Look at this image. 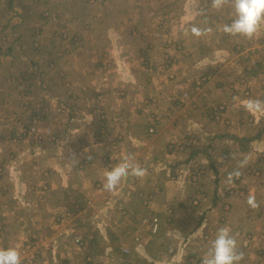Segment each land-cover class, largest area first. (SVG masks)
<instances>
[{"label": "crops", "instance_id": "1", "mask_svg": "<svg viewBox=\"0 0 264 264\" xmlns=\"http://www.w3.org/2000/svg\"><path fill=\"white\" fill-rule=\"evenodd\" d=\"M169 7L172 6H166L162 12L165 17H160H171ZM185 7L186 4L179 12L182 15H185ZM103 16L107 15L104 13ZM130 16L125 15L126 18ZM130 18L128 23L138 27L141 20H136L134 15ZM196 18L194 16L187 21L193 23ZM91 19L90 13L84 12L83 3L80 22L83 25L91 21L93 25ZM147 24L143 23L139 26L140 29H136L142 41L145 39L142 34L146 35L153 30L152 36L146 42L136 40L137 37L130 36L129 32L126 35L119 26L122 31L116 30L118 39L114 41L108 34L102 37L92 35L87 41L74 46L76 57L80 59L62 61L56 60L60 56L53 57L50 65L57 64L60 70L58 75L51 77L49 86L46 85L45 79L48 78L45 75H40L37 79H30L28 75H10L4 64L11 65L12 62L6 61V56L3 59L0 57V92L4 93L10 87L1 102L3 112L9 113L5 118L6 129L14 128L15 131L20 127L21 123L15 126L12 122L16 118L12 119V114L16 112L15 103L16 106L19 105L18 117L22 116L18 122L30 115L31 109L26 112L21 104L24 92L28 89L30 97L45 104L47 111L43 117L47 123L41 128L51 130V135L40 144L29 146L25 142H18L19 145L25 143L30 147L27 150L30 161L27 172H23V168L22 171L11 170L8 160L0 163V249L15 248L20 252L30 246L41 251L32 257H21L22 264H52L55 258L61 264H69L70 257L80 255H84L87 260L114 258L118 261L117 264L130 258L144 260L147 264L169 263L163 261L167 252L161 251L157 255L154 252L158 253V250H152V247L160 246L158 241L161 235L149 236L139 229L144 216L157 217L160 221L171 218L172 221L167 219L162 225L165 226L170 221L173 225L160 232L165 233V243H162L166 247L170 242L177 245L178 264L185 262L182 256L191 264H202L221 227L231 230L237 240L238 249L244 253L239 264H264V239L256 228V225H264V194L260 197L247 187L244 190V199L239 200L236 194L231 197L233 202L236 199L230 205L233 217H224L225 212L221 209L228 197L229 187L233 186L230 184L239 185L240 181L237 179L245 178V171L251 170L245 165L249 161L240 160L241 155L246 152L248 158H251L250 154L255 151L249 147L254 144L264 149V123L260 121L258 126H255L256 123L252 126L245 118L238 117L240 120L236 124L229 118L231 121L226 120L225 123L214 121L215 127L206 129L204 121L191 118L189 101L181 104L170 101V98L174 99L175 92L181 91L184 84L180 81L187 73L199 69L198 72L209 74L207 72L211 70L214 78L224 69L229 75L225 68L232 62L230 63V58L220 60L218 56L215 59L213 56L195 58V51L206 50L214 55L222 49L216 43H189L185 24L177 28V31L168 26L166 32L156 30L155 27L144 29ZM92 28L94 30L95 27ZM92 30L88 33L96 34L99 29ZM158 35L163 40H158ZM11 49L10 47L6 53H10ZM156 50L160 54H151L156 53ZM162 53L178 56L177 62L169 61L168 69L162 67ZM187 61L191 63L190 68H184ZM33 62L34 65L37 64L36 61ZM43 63L48 65L47 61ZM262 64L259 63L246 74L252 79L257 77L259 82L262 81L264 73L259 70L263 68ZM80 66L82 68L78 69ZM72 74L75 75L70 76ZM104 75L109 79L107 82L102 80ZM170 75L174 77V81L170 80ZM229 76L227 81L232 80ZM192 88L191 91L196 90ZM19 89L22 91L19 92ZM103 92H106L108 99L101 103L98 95ZM198 95V92H190L192 100L196 101ZM62 107L65 110L58 112ZM225 109L229 113L228 108ZM244 110L254 112L249 108ZM263 113L260 111L258 114L261 116ZM175 116L178 118L172 123ZM9 123H12L11 127ZM182 124L185 129L188 128L187 131L190 130L189 133L183 130ZM245 125L252 126L256 134L250 135L251 129L246 130ZM150 129L154 130L153 134L149 133ZM232 129L243 132V135L232 136ZM182 138H187L190 141L187 144L190 145H182L180 151L170 150L169 147L179 149L183 143ZM4 141L11 146L16 141L14 134L7 135ZM204 141L209 142L206 149L201 150L200 144ZM238 144L243 148L240 149ZM14 149L16 150V146ZM126 155H130L133 164L146 169V175L135 178L130 174L120 181L121 185H125L124 189L118 190L116 187L114 190H107L104 187L106 173L120 164ZM14 156L12 153L10 157ZM256 156L259 157L255 160L256 163L264 160V155ZM232 161H235V165L230 166ZM198 172L202 173V177L207 174L208 179L210 174L213 175V191H208L206 181H200V177L194 178ZM236 172L239 175L230 178L229 174ZM170 175H174V185L169 180ZM254 175L255 173L249 174ZM24 177V182L28 184L33 181L45 183L43 187H32L38 193L45 192L39 197L42 201L29 196L31 192L27 187H21L19 193L14 194L13 179L22 180ZM133 178L139 180L137 185H133ZM129 184L134 188L128 187ZM221 190L224 194L220 196ZM111 194H116L114 204L108 202ZM207 194L212 195L211 202H208ZM250 196L255 197L258 207L248 205ZM203 201L208 203L204 204ZM124 209L128 211L127 216L120 217L121 214L117 211ZM71 210L73 211L69 213L74 215V219L66 223L73 227L74 233L79 231L85 246L82 250L71 241L73 231L65 235L61 233L62 237L58 235L59 225L56 218ZM247 216H251L253 228L247 224ZM62 220L61 223H64V219ZM123 226H128V236L127 233L123 235ZM185 230L187 231L183 232ZM246 234L251 237L253 249L246 250L244 247ZM55 235L57 238H53ZM136 236L140 237V244L134 242ZM184 247L187 252L183 251ZM174 254L175 252H171L166 255ZM29 258L38 259L32 263Z\"/></svg>", "mask_w": 264, "mask_h": 264}, {"label": "rangeland", "instance_id": "2", "mask_svg": "<svg viewBox=\"0 0 264 264\" xmlns=\"http://www.w3.org/2000/svg\"><path fill=\"white\" fill-rule=\"evenodd\" d=\"M81 2V3H79ZM84 3V12L90 13V16L92 17L93 25H91V21L85 24H81L80 17L82 14V5ZM186 4L184 13L182 15L183 5ZM169 7V14L171 17L164 18L163 10L165 7ZM196 12V13H195ZM104 13L107 15L104 17ZM197 14V15H196ZM125 15H134L136 20H141L139 23V26L143 23H148L147 25H144L147 29L151 27V29L156 30H163L167 31L168 26H171L173 31H177V28L182 27L185 24V27L187 29L186 36L189 43H195L202 41V43H210V45H214L215 43L218 45V47H221L222 50H219V52H215L214 55L206 50L203 51H195L194 57L197 58L200 57H210L213 56L215 59V56H218L220 60H226L230 58V63L225 69L229 71V75L225 72L223 69L220 75L218 74L216 77L213 78L214 73L212 74L210 72H207L209 74H206L204 72H198L199 69H197L196 72L187 73L186 76L182 79L183 87L180 88L181 91H186L188 94L187 96H183L181 91L175 92L174 99L170 98V101L177 102L178 104L186 103L189 101L190 104H188L189 110H191L190 115L191 118H194L196 120H202L205 123V128L209 129L214 128L215 126L214 121H217V123H225L226 120L231 121L233 120L234 124L238 123L240 119L245 118L246 122L248 124L250 123L252 126H258L259 122L264 120V109L260 110L263 114L261 116L258 114L260 111H254V112H246L244 109L248 108V102L252 100L256 101H264V98L262 99V94H264V79L259 82L258 78L255 77L252 79L251 76L246 74L248 71H251L255 69L256 63H260L263 65L262 69H259L261 73H264V23L260 25V29L256 35H254L251 39H247L241 36H233L229 34H225L223 32V25L226 23H230L233 19H235V13L232 5L226 4L222 9L216 10L211 5V0H0V57H4L9 62H12L11 65L7 63L6 70L11 75H16L23 77L25 75H28L30 79H37L40 75H45L48 79H45L46 85L49 86L51 84V77H55V75H58L60 70L56 65H50V61H52L57 56H60L56 60H62L67 61V59H76L80 57H76L74 46L77 47L79 43L82 41H87L89 37L92 35L96 37V35H100L101 37L103 35H110V39L114 41V39H118L116 30L123 31L126 35L137 37L136 40L141 39L140 33L137 28L140 29V27L136 26L135 24H130V17L126 18ZM163 15L164 17H160ZM98 16V18H97ZM181 16V17H179ZM182 16L186 17L187 19H184ZM196 17V20L191 23L187 20H190L193 17ZM83 17V15H82ZM127 20V21H126ZM101 21L103 22L101 24ZM95 24V25H94ZM162 24H167L163 26ZM92 26H94V30H97L96 34H90L88 31L92 30ZM116 26V27H115ZM121 26V27H119ZM193 26L199 27L201 29H205L208 27L212 28V32L206 33L205 35H202L200 37H196L191 33V28ZM135 28V29H134ZM142 29V28H141ZM92 30V32L94 31ZM153 30L151 32H148L146 35L142 36L145 38L144 41L146 42L148 38L152 36ZM174 34H172V37ZM158 40H163L162 36H157ZM142 41V42H144ZM162 43V42H161ZM160 43V44H161ZM11 49L10 53H6L9 48ZM145 47V44H144ZM55 50V51H54ZM59 51V52H58ZM71 54V55H70ZM153 55H158L160 52L156 50V53H151ZM162 63L161 66L164 68H167L169 65V61L178 60V56L175 55H169L168 53H162ZM72 57V58H71ZM14 60V61H12ZM36 61V65L33 62ZM47 61L48 65H44L43 62ZM53 62V61H52ZM174 62V61H173ZM257 64V65H258ZM4 67V68H5ZM191 63L186 62L184 65V68H190ZM2 68V67H1ZM82 68L81 66L78 67V69ZM169 68V67H168ZM167 68V69H168ZM246 70V71H245ZM224 71V72H223ZM206 72V71H205ZM245 72V73H244ZM80 76V72H77ZM75 74H72L70 76H73ZM264 75V74H263ZM229 76L231 81H227V77ZM205 80L202 82V79ZM213 78V79H212ZM105 80L107 82L108 77L105 75L102 77V80ZM189 79H196L200 82L199 85L196 84V81H192ZM103 80V81H104ZM171 80V79H170ZM189 80V81H188ZM174 81V79H173ZM256 83V84H255ZM72 86V84H71ZM52 87V86H51ZM196 89L195 91L193 88ZM10 88V87H9ZM6 90L4 93L0 92V163L2 161H9L10 162V169L11 170H19L22 171V168L24 169L23 172H27V167H30V161H28L29 152L27 151L30 149L25 142L24 144H18L20 140L14 141L10 144L7 141H4L5 137L7 135L12 136L15 133H18L19 128L15 129L12 128L11 130H7L5 126V118H7L8 114L7 112H3L1 108V102L4 100L3 95L6 97V94L9 91ZM5 90V88H2ZM23 89V88H22ZM22 89H19V92L22 91ZM74 89V88H73ZM107 91V90H106ZM190 92H198V99L192 100V97H190ZM231 92H234V94H231ZM254 94V95H251ZM110 95V93H109ZM99 102L103 103L106 99H108L106 92L101 93L98 95ZM156 101V99H155ZM160 99L158 100V102ZM172 101V102H173ZM40 101H37L34 99H21V104L24 105V108L26 109V112L31 109L33 111H40ZM39 104V105H38ZM194 105V106H193ZM16 114H12V122H14V125L17 126L19 118V105L16 106ZM228 108V112H226L225 108ZM42 108L44 109V112H46L45 104L42 103ZM63 110L64 107H62ZM48 109V108H47ZM30 112V111H29ZM30 114V113H29ZM229 114V115H228ZM26 115V114H24ZM23 115V116H24ZM29 116V115H28ZM227 117V118H226ZM240 117V119L238 118ZM29 118V117H28ZM178 116H175L174 120L171 122L173 123L176 121ZM230 118V119H229ZM24 119H27L24 118ZM22 119V120H24ZM10 120V119H7ZM161 120H159L160 122ZM163 121V120H162ZM47 122L44 121V117L41 121V126H45ZM12 123H9V126L11 127ZM252 126L245 125V128L251 129L249 131L250 135L256 134V130L252 129ZM184 131H187L185 129L184 124L181 125ZM242 128V127H240ZM42 129V128H41ZM44 129V130H43ZM42 133L45 135V131L49 130V133H47L43 141L46 137H49L51 135V130L49 128L45 129L43 127ZM14 131V132H13ZM190 131V130H189ZM187 131V133H189ZM230 132L232 136H237V134H242L243 132L236 130H231ZM13 133V134H12ZM154 130L152 133L153 134ZM233 133H236L235 135ZM190 134H193V132H190ZM3 137V140H2ZM183 143H181L179 149L174 147H169L170 150L174 152V150L180 151L182 145H186L190 141L187 138L181 139ZM23 142V141H22ZM209 141H204L200 145V149L204 150L206 149ZM192 143V142H191ZM14 144V145H13ZM18 144V145H16ZM29 145V144H28ZM190 145V144H187ZM16 146V150L14 147ZM31 146V145H29ZM33 147V146H32ZM238 147L242 149L243 147L241 144H238ZM249 149L255 151L254 154H250L251 158H248L247 153H243L241 155V159L244 161H249L250 164H245L247 168L251 169L250 172L247 170L245 171V178L237 179V181H240L239 185L236 184H230L233 186H230L227 194V199L223 202L221 205L222 212H225L224 217H233L232 211H230V205H232L233 199L231 198L234 194H236V197L240 199H244L246 197V193H244L245 188H250V191L252 193L258 194L260 197H263L262 194H264V160L261 161V163H256L255 160L258 159L256 155H264V149L262 147H259V145H252L249 147ZM12 151V152H10ZM236 151V150H235ZM258 151V152H257ZM12 153L15 154L13 158L10 156ZM256 157V158H255ZM261 158L259 159V161ZM26 165V166H25ZM235 165V161H232L230 166ZM245 168V167H243ZM261 172H260V171ZM255 173L254 176H249V174ZM258 173V174H257ZM202 173L198 172V175H195L194 178L200 177V181H206L208 183L207 189L208 191H213L215 178L212 174L209 175V179L207 178V174L205 176H201ZM171 180L170 182L172 185H174V175H170ZM155 177H157L155 175ZM136 178V177H135ZM133 178V185H137L139 183V180L136 181V179ZM12 181V187L14 190V194L19 193V189L21 187H24L31 192L29 196L34 197L37 201L40 200V196H43L45 192L40 191H34L32 190V187L38 188V186L43 187L45 183H35V181L28 184V182H24L26 179L25 177L21 180L19 179H13ZM229 182V178L227 179ZM205 182V183H206ZM40 184V185H39ZM31 185V186H29ZM221 184L219 183V186ZM128 187H131L129 184ZM221 187V186H220ZM124 189L125 185L118 184L117 189ZM131 187V189H133ZM243 188V189H242ZM61 190H58V192ZM258 191V192H256ZM224 192L221 190L220 196L223 195ZM112 195V194H111ZM110 195V198L108 199L109 203L114 204V198L115 195ZM239 196V197H238ZM14 197V196H13ZM12 197V198H13ZM208 202H211L212 195L207 194ZM14 199V198H13ZM42 201V200H40ZM145 201V200H144ZM177 200L174 201L176 203ZM244 201V200H243ZM206 201H203L204 204L208 203ZM236 202V199L233 203ZM237 203H242V201ZM171 205H173L171 203ZM234 206L237 204H233ZM239 205V204H238ZM264 205V204H263ZM71 211L64 212L63 215H59L60 218H56V223L59 225V237H62L63 233L64 235L68 232L71 233L73 231L71 241L75 246H78L79 249H84L83 245V239L81 237L78 231V233L72 229L73 227H69L66 222H71L74 219V215ZM127 210H119L117 213H120V217H126L127 216ZM228 213L229 215H227ZM115 214V213H114ZM118 216V215H117ZM64 223H61V221ZM69 219V220H67ZM171 220V218H163L160 221V229L159 231L154 235L155 237L161 235V239L158 241L160 243V246L158 248L152 247V250L157 249L158 253L155 251V254H160L159 252L165 251L164 259L163 261H167L169 263L167 264H178V260L176 258L177 256V245H175L173 242H170L167 244V247L164 245L165 241L163 238V235L165 233H161L162 229L166 230L168 227L173 225L171 221L167 223L165 226L162 225V223H165L166 220ZM194 221V218H192ZM247 219L249 220L247 224H250L251 228H253V222L251 219V216H247ZM60 220V221H59ZM113 222L115 221L112 219ZM119 220V219H117ZM79 220H77L78 222ZM82 221V220H80ZM194 223V222H193ZM128 226L122 227V233L123 235L127 233L128 236ZM249 228V227H248ZM256 228L258 229L257 232L261 235V238L264 239V225H256ZM139 229L142 233H145V229L139 225ZM161 231V232H160ZM187 230L183 231L186 232ZM214 232L213 230L211 231ZM182 233V232H181ZM105 234L107 235V231H105ZM149 235V234H147ZM151 236V235H149ZM183 236V235H182ZM181 236V238H182ZM53 238H57L56 235ZM78 240V242L76 241ZM164 241V243H162ZM135 243H141V239L139 236H136L134 238ZM162 243V244H161ZM255 245V244H254ZM164 246V247H163ZM253 246V242L251 241V237L249 238V234H246V241L244 243V247L246 250L251 249ZM254 247V246H253ZM77 248V247H76ZM182 248V246H181ZM184 252H187V250H184ZM253 249V248H252ZM263 250V249H260ZM170 251V252H169ZM39 248L32 249L30 247V250L27 252L24 250V252H21V257H24L25 255H31L34 256V254L40 253ZM73 253V251H70ZM171 252H175L174 255L168 256L166 254H169ZM162 253V252H161ZM164 253V252H163ZM125 254H129L127 251ZM30 261L33 263L38 258H29ZM22 260V259H21ZM102 260V261H101ZM128 260L130 262H128ZM136 260V261H134ZM182 260L185 262L182 264H191L188 262V259L185 256H182ZM117 264L118 261L114 258H105L103 259H91L87 260V258L84 259V255H80L78 257H70L69 264ZM147 264L146 261L138 259V258H130L125 260V262H121V264ZM52 264H61L60 261L55 258L52 262ZM164 264V263H161ZM201 264V263H198Z\"/></svg>", "mask_w": 264, "mask_h": 264}, {"label": "clouds", "instance_id": "3", "mask_svg": "<svg viewBox=\"0 0 264 264\" xmlns=\"http://www.w3.org/2000/svg\"><path fill=\"white\" fill-rule=\"evenodd\" d=\"M229 3L234 9L235 19L223 25V32L251 39L258 33L260 25L264 23V0H211V5L216 10L222 9ZM210 32H212L211 27L201 29L193 26L191 28V33L196 37ZM248 108L260 111L264 109V101H249ZM130 174L141 178L146 175V169L133 164L130 155H126L120 164L106 173L104 187L107 190H114L121 179ZM233 175L238 176L239 173H230V178ZM247 203L253 208L259 206L254 196H250ZM243 255L244 253L237 247L235 235L228 227H221L217 231L210 250L203 258L202 264H239ZM0 264H22L20 252L15 248L0 249Z\"/></svg>", "mask_w": 264, "mask_h": 264}, {"label": "built area", "instance_id": "4", "mask_svg": "<svg viewBox=\"0 0 264 264\" xmlns=\"http://www.w3.org/2000/svg\"><path fill=\"white\" fill-rule=\"evenodd\" d=\"M173 62V61H172ZM168 67H170L168 65ZM167 67V68H168ZM169 78L171 80L174 79V77L172 75L169 76ZM192 81H196V84L199 85L200 82L196 79H189ZM188 80V81H189ZM205 80L202 79V82ZM183 96H187V92L186 91H181ZM25 99V98H24ZM30 99H33V97H30ZM40 104V111H30V115L27 117V119L22 120L20 127H19V131L18 133H15L14 137L15 140H20V142H27L29 145H36V144H40L41 141H43V131L41 129V121L43 119V114H45L44 109L42 108V104L41 102ZM38 104V105H39ZM42 112V114H40ZM58 112H63V109L58 110ZM153 129L149 130V133H152ZM45 135L47 133H49V130H46ZM169 221V220H168ZM140 225L142 228L145 229V232L151 236L155 235L159 229H160V220L157 217H151V216H144L141 221H140ZM78 242V240H76ZM25 250H30V246L25 248ZM23 253L24 250L20 251ZM127 251H124V253H126Z\"/></svg>", "mask_w": 264, "mask_h": 264}, {"label": "trees", "instance_id": "5", "mask_svg": "<svg viewBox=\"0 0 264 264\" xmlns=\"http://www.w3.org/2000/svg\"><path fill=\"white\" fill-rule=\"evenodd\" d=\"M257 64H258V63H256V66H257ZM25 91H27V92H28V89H27V90H25ZM27 92H24V98H25V99H27V98H28V96H29V95H28L29 93H27ZM29 97H30V96H29ZM28 99H29V98H28ZM33 99H34V98H33ZM39 103H40V102H39ZM41 104H42V103H41ZM40 114H42V112H41ZM153 236H154V235H153ZM154 237H155V236H154Z\"/></svg>", "mask_w": 264, "mask_h": 264}]
</instances>
